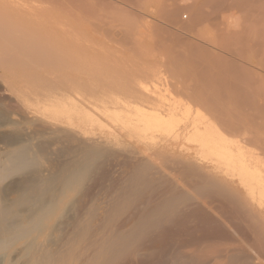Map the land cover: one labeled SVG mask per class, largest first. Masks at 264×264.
<instances>
[{
    "label": "bare ground",
    "instance_id": "6f19581e",
    "mask_svg": "<svg viewBox=\"0 0 264 264\" xmlns=\"http://www.w3.org/2000/svg\"><path fill=\"white\" fill-rule=\"evenodd\" d=\"M242 1L183 0L165 13L190 30L214 21L223 40H237L244 32L232 29L233 14L218 10ZM39 9L34 0H0V128L9 129L0 130V264H264V64L245 77L263 84L248 90L251 99L236 95L238 85L197 99L202 89L189 85V100L180 81L151 89L125 83L131 69H118L123 82L115 68L86 67L84 47L58 41L74 26ZM184 10L190 25L179 18ZM245 41L235 46L256 41L252 51L262 44L264 53L261 39ZM235 63L222 68L237 72ZM97 74L122 83L100 85Z\"/></svg>",
    "mask_w": 264,
    "mask_h": 264
},
{
    "label": "rangeland",
    "instance_id": "374dc122",
    "mask_svg": "<svg viewBox=\"0 0 264 264\" xmlns=\"http://www.w3.org/2000/svg\"><path fill=\"white\" fill-rule=\"evenodd\" d=\"M34 1L36 4V7L38 6V9H39V7L41 9V10L39 9L40 13L42 11V13L45 14V11H46L45 9H47L48 12H50V9H51L53 11L51 14L54 15V18H56L58 15V17L61 18L62 20L68 19L67 21H69L74 26L75 32H73V33L70 32L68 35H66L65 38H62V40H58L60 42V44H64L67 46L79 44V45H81V47H84V49L83 48L82 49L87 53L86 54L83 51L84 54L86 56L89 54L87 56L88 60L87 59H84V60L91 63L89 65L88 64L86 65L85 64L86 62L84 61L85 62L84 64L86 65V67H90V69L98 70L101 67L103 72H104V70H107V72H108V69L112 71V69H110L112 67V68H115L113 71H116V72H113V73H116V74H117V71L119 68H122V70L124 68H126L127 70L131 69V70H129L130 73L128 72L129 74L128 73L125 74V72L123 73L126 75L125 76L126 79H128V80L125 79L126 81L124 80L125 77L123 78L124 75L122 74L123 76H121L120 75L121 72L119 74V71H118V74L121 76V79L123 78L121 81L124 80L125 83H130V81H131L132 85H134L133 83L138 84L137 83V81H138L139 84L145 82V85L147 83H151V84H149V86H150V85H152V83L154 81L155 83L157 82L158 85L160 84V87H163L162 85H164V84H168V86L172 85L173 88L174 87L179 88V86L181 85L180 84V82H181L185 85V87H187V89L189 91V92L187 91L186 94L183 91H181V92L183 94H185L184 98L189 99V100H190V96H191V98L192 97L194 98V96L196 95L195 97L199 98V96H200L199 94L204 95V96H202V99H204V97H206L207 95L209 96V94L211 92H213L211 95H214L216 93V91L218 90V86H219V88L220 87L223 88V89H220V91L218 90L219 91L218 93H220L222 91L223 94H224V92L227 94L228 87L230 88V87L235 86V88L233 87V90L235 91L236 85H238V87H239V91H238L239 94L237 91H235V92H237L236 95H240L242 92H245V95H247L248 98L251 99V97L252 98L254 97L253 96L254 94L251 96V94L249 95L248 92L250 93V91H251V92L257 94L258 92H256V91L258 88H256V89H254V88L258 87L259 85L263 86L262 83L261 84L259 83L258 86L255 85L253 88V86L249 85L250 80L248 83V78H250L249 74H253V76H254L256 71L259 73H262V71L259 69H262V66L264 64V62L263 63L261 62V61H263V59H261L263 57V56H261V54L263 52L261 51V53H259L260 49L263 47L262 44H260L261 47H259L260 48L259 51L258 50L252 51V49H258L257 47L259 45L258 43L256 45L255 44L256 41H254V40H257L259 42L261 39L262 42L264 41L263 40L264 39V17L263 18L260 17L262 10L260 9V6H259V5L264 4V0H258V1H260L259 3L257 1H254V0H244V1L240 2L242 4V5L240 4L241 8H240L239 4L237 3L238 6H237V4H235V5H232L230 7H227V9L220 8L218 10V12H221V13L225 12L224 15H232L233 14V16H234L233 18H235V19H233V18L232 19L234 20L233 22H235V24H233L235 26L232 25L233 26L232 29L233 30L234 29H238V30L241 29L242 32H244V34L241 33L243 38L237 37V40L232 39L233 42L229 38H228L229 40H227V39L225 40L226 37L223 40L224 34H221V33H223V31L220 29V27L218 28L215 25L214 21H205V22L202 21L200 24H198V25L196 24L194 26V29H192V30L181 28L179 25L172 23L170 18L166 15L165 12L167 11V8L170 4H173V2L174 3H180L183 0H180V1L179 0H167V1L166 0H142V1L141 0H137V1H135V0L134 1H132V0L128 1L127 0V3H126V0L125 1L124 0H86L87 2L85 0H82V1L81 0H34ZM94 1H95V3H93ZM184 1L185 2H181V3L195 4V3H197L196 1H199V0H184ZM230 1H232V0H230ZM249 1H251V2L254 1V2L251 3ZM123 2H125V3H123ZM262 2H263V4H261ZM140 3H142L143 5L141 6ZM126 4H128V5H126ZM83 5H84V7H83ZM256 5H258L259 7ZM90 6H91V8H90ZM263 7L264 6H261L262 9H263ZM42 8L45 10L44 12H43ZM88 8H89V12L91 11L90 13L87 12ZM202 8L204 10H210L211 9L210 1L203 4ZM258 8L261 11L258 10ZM182 12H183V13H181L182 15L179 16L180 20H182L183 23H187L190 25L193 22L192 11L191 10H188V11L184 10ZM36 14L38 15L39 12L36 11ZM41 16H43V15H41ZM238 16L240 17V20H242L243 22L242 21L240 22ZM58 17L56 18L57 20L59 19ZM241 18H243V19H241ZM62 20H60V21H62ZM223 26L225 28H231V26L229 27V26H226L224 24L221 27H223ZM78 29H79V32H78V34H76V31ZM218 30H221L222 32L218 31ZM258 31H260V32H258ZM259 35H263V36H259ZM220 36H222V39H220ZM248 36H249V38H248ZM251 36H253L252 37V39L254 41L253 44L255 46H257L256 48H255V46L253 47V44H252V46L250 45L252 42L251 41L252 39L250 40ZM181 37H183L185 39H183ZM187 37H189L190 39ZM262 37H263V39H262ZM258 38H259V40H258ZM186 39H188V40H186ZM245 40H247V42ZM229 41L231 42L232 45L230 44ZM244 41L246 42V45L248 43V45H250V47H252V48H249V46H245L246 49H247V47L249 48L247 50L245 48L244 49L239 48L241 44L245 45ZM227 42L229 43V46L231 48L233 47L232 49L229 47L231 52H230V50L226 51V48L228 46ZM236 42H237V44H236ZM263 44H264V42H263ZM235 45H238L239 47L235 46ZM218 46H219V48L221 47L222 49H219ZM223 46H224V49H223ZM191 47H192V49H191ZM200 48H201V50L203 49L204 51L206 48L207 52H208L207 48H209V50L211 52L210 54H213V56L210 54L205 55L206 51L205 52L201 51V52H204V54H202L200 51H198ZM195 49L197 51L196 53L194 52ZM242 50H243V52L241 54ZM255 52H257V53H255ZM216 53L217 54L219 53V55H217V57L220 56L221 59L218 58V59H220V61L222 60V57H223V61H221L220 65H217L215 62V59H217V58L214 57V54H216ZM91 54L93 57L90 56ZM201 54L203 56H207V55H208V57L210 56L211 60H210V57L208 59V57H203ZM85 55H84V57H85ZM234 55H236V56H234ZM263 55H264V53H263ZM200 56H201V58H200ZM225 57H227V59ZM250 57H251V59H250ZM189 58H191V59H189ZM197 58H198V60H197ZM228 58H229V60H228ZM246 58L247 59L249 58V59L246 60ZM234 59H235V61H233ZM230 60H231V62H230ZM258 60H260V61H258ZM239 61L240 62L244 61V63H246V64L240 63ZM92 62L94 65H92ZM232 62L233 63L236 62L235 65L238 66V68L240 70L237 68V72H236L233 69L227 68L226 70L228 72L224 71L223 68H225V67L222 68V66L224 64H227V63L230 64ZM259 62H261V63H259ZM95 63H97V64H95ZM193 63L195 64L194 65L195 68L193 67ZM208 63H209V65H207ZM96 65H98V67ZM241 65H243V66H241ZM248 66H250L249 69L252 67L253 71H252V69L249 70ZM91 67H93V68H91ZM116 68H117V70H116ZM132 69H134V70H132ZM142 69H144V70H142ZM151 69L155 73H153V71ZM158 69L160 71H159V76L157 77ZM220 69L223 72H225V75L227 74L226 79L224 78V73H223V78L221 77L222 74L219 73V72H221ZM234 69L236 70V68H234ZM102 70H100V71L102 72ZM135 70L136 71L138 70L139 73L135 72ZM149 70H151V71L149 72ZM161 70H164L163 73L165 72V74H167V75L163 74ZM111 71H110L109 75H111ZM213 71H215V73H217V71H218L217 75L218 76L220 75V77L224 80L222 81L220 77H219L220 79L219 78L217 79L215 77L217 75H215V73ZM230 71H234L235 73H239V72H241V73L238 74L239 77L237 78L238 75L234 74V72L230 73ZM98 72H99V70H98ZM98 72H96V73H98ZM107 72L105 71V74H107ZM160 72L164 75V77H161L162 74ZM242 72H243V75H242ZM245 72H247V73H245ZM99 74L101 77L103 76V74H101V73H99ZM127 74L130 77V79L132 78L131 80L129 79ZM231 74H233V75L230 76ZM114 75L115 74H113L114 78L113 77L110 78L112 75L111 76L107 75L105 78V81H104V79L102 80L100 78V76L98 75L99 76L98 79L102 80L101 82L98 81L99 84L105 86L104 83L108 80L107 77H109V79L112 81V83L109 82L110 80L107 81L109 83V85H108L109 87H110V84H112L113 86L117 85V87H120V84L122 83L121 81H119L120 79L118 80V77L120 78V76H118L116 78L115 77L116 75L115 76ZM155 75H156V77H153ZM235 75H236V77H235ZM246 75L248 78H245ZM229 76H230V78H229ZM233 77H235V78L233 79ZM102 78H104V76ZM139 78H141V79H139ZM215 78L217 80H219V83L217 80H215ZM227 78L229 80H227ZM244 78L247 79L244 82L247 81L246 83H248V87L250 86L253 89H251L250 87H249L250 89H247V85L243 86V84H245L242 81V80H244ZM112 79H115V81L117 83L119 81V83L114 84V80H112ZM133 79H136V80H133ZM143 79H145V80H143ZM147 79H149V80H147ZM168 79H170L172 81V83L170 80H169L170 81L169 82ZM232 79H233V81L231 83L230 81ZM238 79H239V81H238ZM140 80H141V82H140ZM234 80H236V81L234 82ZM134 81H136V82H134ZM147 81H149V82H147ZM150 81H152V82H150ZM203 81L206 82V85L207 84H209V85L207 87H205L206 85L204 84ZM216 81L218 84L216 83ZM227 81H228V83H227ZM240 81H242L243 84ZM165 82H167V83H165ZM176 82H179V84ZM213 82H215V83H213ZM229 82H230L231 86H230ZM238 82L242 85L241 86L242 89L244 87V89L242 91H240L241 90L240 84H237ZM125 83H123V85ZM195 83H197V85ZM198 83H200V84H198ZM224 84L226 86L225 89H224V87H225ZM123 85H121V86H123ZM140 85H142V84H140ZM158 85H157V88L159 87ZM189 85H192L193 88L197 86L196 88H201L202 90L194 88V89L199 91V93L197 91L196 94H194L195 92H192V87L190 86L191 89H189L190 87L188 88ZM124 86H128V85L125 84ZM154 86H156V85L153 84V86H150V88L152 87L151 89H153ZM210 86L213 87V89L208 88ZM238 87H237V89H238ZM206 88H208L209 91H208V89L206 91ZM194 89H193V91H194ZM245 89L247 90V92ZM263 89H264V87L262 88V90ZM231 90H232V88H231ZM248 90H250V91H248ZM202 91H204V93ZM258 91H260V89ZM181 92H179V94H177V95H179L180 97H183L182 96L183 94ZM191 92H192V95H189V94H191ZM208 92H209V94H207ZM176 93H178V91H176ZM187 94L189 95V97L187 96ZM193 94H194V96H193ZM205 94H207V95H205ZM199 99H201V97ZM192 101H193V99H192ZM0 108H1V105H0ZM204 109H205V107H204ZM0 121L3 122V120H1V118H0ZM3 129L4 128H0V130H3ZM7 130H9V129H6L5 131H7ZM1 137L2 136H0V138ZM6 145H7L6 142L0 139V150H4V148H7ZM14 197H15V194L9 195V198H11V199H13Z\"/></svg>",
    "mask_w": 264,
    "mask_h": 264
}]
</instances>
